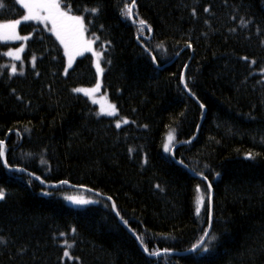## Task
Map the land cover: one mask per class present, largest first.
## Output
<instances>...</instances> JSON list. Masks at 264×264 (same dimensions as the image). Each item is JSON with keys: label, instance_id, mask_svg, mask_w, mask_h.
I'll return each mask as SVG.
<instances>
[{"label": "trees", "instance_id": "1", "mask_svg": "<svg viewBox=\"0 0 264 264\" xmlns=\"http://www.w3.org/2000/svg\"><path fill=\"white\" fill-rule=\"evenodd\" d=\"M125 2L60 0L99 37L103 92L129 121L119 128L72 91L95 84L91 54L65 73L62 47L33 22L18 27L28 36L20 60L4 55L20 42L0 43V264H264V0H136L131 18ZM2 3L0 23L25 14ZM77 190L98 203L68 206ZM204 229L209 251L190 252Z\"/></svg>", "mask_w": 264, "mask_h": 264}, {"label": "snow or ice", "instance_id": "2", "mask_svg": "<svg viewBox=\"0 0 264 264\" xmlns=\"http://www.w3.org/2000/svg\"><path fill=\"white\" fill-rule=\"evenodd\" d=\"M16 3L21 4L23 9L26 10L25 14L21 16L19 19H11L4 21L0 23V40H27L28 36H20L17 33V26L21 24V21H38L40 23H43L46 28H48V31L52 32L56 39L59 40L60 44L63 45L64 47V55L68 59V66L71 67L73 60L76 56L82 55L84 52H92V55L96 58L95 62V67L97 74L99 75L100 73L103 72V68L101 67L100 64V57L102 56L101 51H94L92 48L93 43L95 40H98L99 37L96 36L95 32L92 33L93 39H85V33L88 31V28L85 24V18L82 15H72L71 14V8L69 5L65 4L63 7L60 3V0H16ZM4 7L2 0H0V8ZM136 7V0H131V3H128L127 0L124 3L123 7L120 9L121 15L125 16L127 18H131L133 16V9ZM87 12L98 14L100 12V7H92L90 9L85 8L84 9ZM204 12H208L209 8L205 7ZM193 16L196 15V10L195 8L192 10ZM138 24V30L142 31L145 26H147L148 31H152L151 26L148 25L147 21L144 19H139L136 21ZM205 23H208L206 20ZM242 23H247V21H243ZM50 25V27H49ZM103 27V25H101ZM235 29H231V31H234ZM187 47L191 48L192 44L190 42H186ZM261 43H264V41H261ZM157 47H162V45H158ZM24 51V47L21 46L19 48L15 49H9L5 55H8L10 57H13L15 60H20L21 56L20 53ZM152 61L153 63L156 62V57L152 56ZM33 59H35L33 57ZM244 60H248L249 58L247 56L243 57ZM110 63V61H109ZM252 64H255L256 61L253 59L251 61ZM185 68H187V65H185ZM17 71L16 65H12L11 67V72L15 74ZM262 73H264V67L260 69ZM65 72H67V69H65ZM180 83L183 84L184 89L188 91V93L193 96L194 98L197 99V102L199 103V99L196 97V94L192 91V89L188 86L185 76L183 73H181L180 77ZM100 88V82L99 80L95 84L94 87L92 88H82V87H77L72 89L73 92L77 93H84L85 96H92L93 93H95L98 89ZM17 99H21L20 97H17ZM96 102V101H93ZM111 111L105 112L103 106L101 107V112H105L106 115H114L117 111L116 106L113 104L110 106ZM199 107L201 109L205 108V105L203 103H199ZM124 123H128V121L125 119L123 120ZM121 126V121L117 120L116 121V127L119 128ZM147 127V125H145ZM174 130L169 131L168 136H167V141L164 144V151L168 152L169 151V144L171 141L175 138L174 137ZM129 151H132V149H129ZM257 154L248 152L245 154L246 159L253 160L255 159ZM5 156V149H4V141L0 140V157ZM181 165L184 164L183 160L178 161ZM4 168L8 169L9 171H26V169L23 168H15L11 165L8 164V161L5 159L3 161ZM31 175H35L32 173ZM202 177L203 180L207 181L208 177L205 176L202 172L198 173ZM217 176L220 175V173H216ZM37 180H40V177H36ZM41 183L43 184L44 181L41 180ZM68 180H62L59 181V184H68ZM159 187V185H157ZM207 188L210 191L212 188V184L209 182L207 184ZM162 190V189H161ZM196 191H200L199 185L196 187ZM44 195H51V193L44 192ZM102 195V194H98ZM6 196L5 190L3 188H0V200H4ZM210 198V197H209ZM64 199L67 201H70L74 205H89L93 203H97V201L94 200H89L85 199L83 197H76V196H65ZM108 200H112V197L109 196L107 197ZM204 200V197L198 196L196 199V213H199L201 211V204ZM111 207L113 209L116 208V204L113 202ZM208 212L209 218L212 216V211L210 207L206 208ZM117 216H120V213H116ZM121 221L125 225L128 224L127 220H124L122 216H120ZM75 231V229H73ZM61 236L64 235V233H60ZM205 237H209V230L204 229L203 230V235L197 240L196 243H194L189 249L190 252H199L203 251L204 253H207L209 251V247L207 243H205ZM210 239H215V236L209 237ZM137 240H141L140 236L136 237ZM3 242V238L0 237V243ZM65 245H67V241H64ZM141 243L143 244V241L141 240ZM144 252H146L149 256H158L159 252L156 251H150L148 247H144ZM163 251L165 253H168L171 251L169 248H164ZM63 256L64 257H69V251L67 250V247L63 251Z\"/></svg>", "mask_w": 264, "mask_h": 264}, {"label": "rangeland", "instance_id": "3", "mask_svg": "<svg viewBox=\"0 0 264 264\" xmlns=\"http://www.w3.org/2000/svg\"><path fill=\"white\" fill-rule=\"evenodd\" d=\"M19 5L22 7L21 4H19ZM22 8H23V7H22ZM24 11H26V10H24ZM22 22H25V21H21V23H22ZM27 22H33V23L39 24V25L43 26L45 29H47V31H48V28H46L45 25H44L43 23H40V22H38V21H27ZM18 27H19V25L17 26V33H18ZM49 27H50V25H49ZM48 32H49L50 34H52V35L55 37V35H54L52 32H50V31H48ZM18 35H19V33H18ZM20 36H21V35H20ZM55 39H56V37H55ZM85 39H93V38L87 37L86 34H85ZM56 40H57V39H56ZM25 41H26V40H0V43H17V42H20V45L17 47V48H19V47H21V46L24 47V43H25ZM57 41H58V43L60 44L59 40H57ZM95 43H96V40H95V42L93 43L92 48H93L94 51H97V50L95 49ZM60 46L62 47V49H63V51H64V47H63V45L60 44ZM7 52H8V51H7ZM7 52H5V53H7ZM5 53H4V55H5ZM21 54H22V52L20 53V56H21ZM85 54H91V55H92V52H84L82 55H80V56H76V57L74 58V60H73V63H74V61H75L78 57H81V56H83V55H85ZM5 56H6L8 59L12 60V61H18V60H15L13 57H10V56H8V55H5ZM92 58H93L94 69H95V72H96V82H95V84H96L97 81L99 80V82H100V88H99L95 93H93L92 96H85L84 93H78V94H80V95L86 97V98L89 100L90 103H92L93 105H95V106L97 107V111H98V114H99V115L104 116V117H109V118H115V119H114V124H115V126H116V121H117V120H120V121H121V126H120V127H122V126H124V125H126V124H128V123H124V122H123V120H125V118H118V117H117V111H116V113H115L114 115H106V114H105V112H109V111H111V107H110V106L113 105V103H111V102L109 101V99H108V97H107V94L103 92L102 73H100L99 75L97 74L96 67H95L96 58H95L93 55H92ZM73 63H72V65H73ZM11 67H12V65H11ZM71 67H72V66H71ZM71 67L68 66V59H67V57L65 56V69H67V72H68V70H69ZM10 72H11V68H10ZM16 73H18V72L16 71ZM16 73H15V74H16ZM65 73H66V72H65ZM259 73L262 75V79H263V81H264V73H262L261 71H260ZM11 74H13V73L11 72ZM95 84H94L93 86H91V87H82V88H92V87L95 86ZM76 93H77V92H76ZM93 101H96V102H93ZM102 106H103L105 112H101V107H102ZM126 120H127V119H126ZM127 121H128V120H127ZM128 122H129V121H128ZM166 141H167V136H166V138H165V140H164V142H163V146H162V151H163L164 154H167V153L171 150L172 145H173V143H172V141H171V143L169 144V151H168V152H165V151H164V144H165ZM65 196L83 197V198H85V199H89V200L97 201V203H98V199H97L96 197H94V196H92V195H90V194H87V193H85L84 191H81V190L74 191L73 193L68 194V195H65ZM65 196H64V197H65ZM198 196H201V190L198 192ZM198 196H197V197H198ZM64 201H65V203H66L68 206L73 207V208H83V207H86V206H89V205H95V204H97V203H93V204H89V205L81 206V205H74V204H72L70 201H67L66 199H64ZM201 207H202V204H201Z\"/></svg>", "mask_w": 264, "mask_h": 264}]
</instances>
